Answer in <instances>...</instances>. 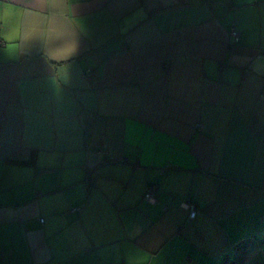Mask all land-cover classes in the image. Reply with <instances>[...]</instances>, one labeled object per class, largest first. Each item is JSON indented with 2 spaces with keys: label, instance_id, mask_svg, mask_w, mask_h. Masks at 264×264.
<instances>
[{
  "label": "crops",
  "instance_id": "1",
  "mask_svg": "<svg viewBox=\"0 0 264 264\" xmlns=\"http://www.w3.org/2000/svg\"><path fill=\"white\" fill-rule=\"evenodd\" d=\"M73 13L69 65L0 42V264H264V0Z\"/></svg>",
  "mask_w": 264,
  "mask_h": 264
},
{
  "label": "clouds",
  "instance_id": "2",
  "mask_svg": "<svg viewBox=\"0 0 264 264\" xmlns=\"http://www.w3.org/2000/svg\"><path fill=\"white\" fill-rule=\"evenodd\" d=\"M79 2L24 0V3L13 4L0 0V42L6 54L35 48L52 69L69 65L80 49L82 28L74 23L73 13ZM57 75L54 72L52 79Z\"/></svg>",
  "mask_w": 264,
  "mask_h": 264
},
{
  "label": "trees",
  "instance_id": "3",
  "mask_svg": "<svg viewBox=\"0 0 264 264\" xmlns=\"http://www.w3.org/2000/svg\"><path fill=\"white\" fill-rule=\"evenodd\" d=\"M255 242L253 238H247L234 247L233 257L231 259H222L219 264H243L245 251Z\"/></svg>",
  "mask_w": 264,
  "mask_h": 264
},
{
  "label": "built area",
  "instance_id": "4",
  "mask_svg": "<svg viewBox=\"0 0 264 264\" xmlns=\"http://www.w3.org/2000/svg\"><path fill=\"white\" fill-rule=\"evenodd\" d=\"M238 33L239 32H238V30H237V28L235 26L231 27L230 34L232 36L237 37ZM198 127H200V125ZM155 190H156V185L155 184H148L145 187V192H144L145 197L152 198L154 196V194H155ZM187 207H188V219H193L196 216V214L198 213V208L192 202H188L187 203Z\"/></svg>",
  "mask_w": 264,
  "mask_h": 264
}]
</instances>
